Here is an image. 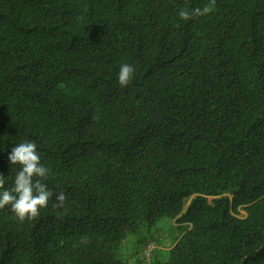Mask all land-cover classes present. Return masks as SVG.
I'll return each mask as SVG.
<instances>
[{
    "label": "trees",
    "instance_id": "16d2710c",
    "mask_svg": "<svg viewBox=\"0 0 264 264\" xmlns=\"http://www.w3.org/2000/svg\"><path fill=\"white\" fill-rule=\"evenodd\" d=\"M25 140L66 200L0 209V264H131L163 218L138 264H264V0H0L5 187Z\"/></svg>",
    "mask_w": 264,
    "mask_h": 264
},
{
    "label": "clouds",
    "instance_id": "9594fccd",
    "mask_svg": "<svg viewBox=\"0 0 264 264\" xmlns=\"http://www.w3.org/2000/svg\"><path fill=\"white\" fill-rule=\"evenodd\" d=\"M209 8L196 7L183 9L178 15L182 19H192L207 14ZM136 69L132 64L122 63L118 72V82L126 87L133 79ZM3 149L0 148V151ZM11 164H19L13 186L5 187V176L0 174V209L9 207L15 216L23 221L39 216L41 209L48 206L50 199L55 195L62 206L66 200L64 192L54 193L44 181L50 173L49 167L42 163L35 141L25 140L14 145L9 153Z\"/></svg>",
    "mask_w": 264,
    "mask_h": 264
},
{
    "label": "rangeland",
    "instance_id": "374dc122",
    "mask_svg": "<svg viewBox=\"0 0 264 264\" xmlns=\"http://www.w3.org/2000/svg\"><path fill=\"white\" fill-rule=\"evenodd\" d=\"M240 213L243 215L244 211L240 210ZM175 227H174V222L172 219L169 218H163L161 220H159L158 222H156L154 225H152L151 227H146L144 226L141 230H139L138 232H136L133 236L134 239L133 240L131 238L130 241H128L125 245V248H127V250L125 249L126 255L127 257L130 259L131 264H138L137 261L138 260H145L146 262H150V257H148V255L146 256L144 254V249H148V245L147 242L146 244H142L141 245V249L139 244L137 243L136 246H134L136 239H148V242L150 241L152 243V240H149L150 238L155 239L156 242L153 243L154 247H153V251L154 254L156 256H164V254L167 256L168 254V248L173 244L174 240H175ZM147 245V246H146ZM136 247V248H135ZM147 247V248H146ZM136 260L134 259V257H136ZM141 257V258H138Z\"/></svg>",
    "mask_w": 264,
    "mask_h": 264
},
{
    "label": "built area",
    "instance_id": "2783aa9c",
    "mask_svg": "<svg viewBox=\"0 0 264 264\" xmlns=\"http://www.w3.org/2000/svg\"><path fill=\"white\" fill-rule=\"evenodd\" d=\"M153 243L148 244V249L146 250V255H149L150 251L153 249Z\"/></svg>",
    "mask_w": 264,
    "mask_h": 264
},
{
    "label": "crops",
    "instance_id": "0c3cea01",
    "mask_svg": "<svg viewBox=\"0 0 264 264\" xmlns=\"http://www.w3.org/2000/svg\"><path fill=\"white\" fill-rule=\"evenodd\" d=\"M133 240H135V239L133 238Z\"/></svg>",
    "mask_w": 264,
    "mask_h": 264
}]
</instances>
